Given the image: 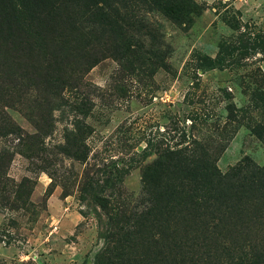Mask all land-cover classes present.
<instances>
[{
    "label": "rangeland",
    "instance_id": "obj_1",
    "mask_svg": "<svg viewBox=\"0 0 264 264\" xmlns=\"http://www.w3.org/2000/svg\"><path fill=\"white\" fill-rule=\"evenodd\" d=\"M97 1L0 0V264H106L166 152L198 146L221 173L246 159L264 166L252 132L264 123V0H192L186 24L144 1L107 0L128 32L120 51L94 22ZM47 9L50 44L39 48ZM157 230L139 264H230L262 252L225 240L261 243L264 218L217 244L179 227L174 257L172 232Z\"/></svg>",
    "mask_w": 264,
    "mask_h": 264
},
{
    "label": "trees",
    "instance_id": "obj_2",
    "mask_svg": "<svg viewBox=\"0 0 264 264\" xmlns=\"http://www.w3.org/2000/svg\"><path fill=\"white\" fill-rule=\"evenodd\" d=\"M139 1L147 2L176 24L190 23V17L196 8L192 0ZM98 3L104 6L98 7ZM3 4H6V0H3ZM105 5H109L107 0H98L97 5L95 3L94 22L99 23L98 26L104 33L113 36V49L120 51L129 46L124 43L128 38V32L120 21L119 13ZM48 12L47 9L39 16L40 25L35 32V38L41 43L39 48H45L50 44V39L45 34L50 17ZM225 22L232 29H239L234 28L228 21ZM51 82L56 84L58 81ZM260 98L264 101V93ZM3 120L7 123L12 122L7 114ZM252 132L264 143V123L255 125ZM9 133H15V130L11 129ZM74 148H76L74 158L83 160L84 152H81L79 146L74 145ZM198 149L200 147L195 146L193 149L166 152L146 170L143 177V191L148 197L146 205L132 219H126V227L116 235L117 239L113 240V245L108 249L109 257L106 264H139L135 261L134 253L136 254L140 247H145L151 240L156 241L155 237L162 236L160 233L155 234L160 228L172 232L170 241L165 246L169 256L174 257L173 252L179 244L177 237L173 239V231H177L179 227L186 234L190 233V230L196 234L203 233L200 240L195 238L196 234L192 237L193 240L204 243L214 239L213 243L217 244L221 240L218 235L221 236L223 231L231 230L238 223L241 224L244 219L251 221L257 214L264 218V166L246 159L228 172L221 173L210 156L199 154ZM225 242L232 248L249 244L250 247L262 250L253 256L246 254L239 257L230 264H264V239L256 245L247 240L246 243L233 239Z\"/></svg>",
    "mask_w": 264,
    "mask_h": 264
}]
</instances>
